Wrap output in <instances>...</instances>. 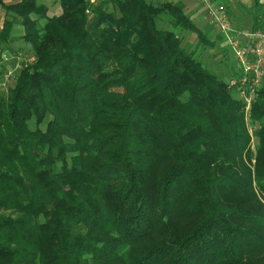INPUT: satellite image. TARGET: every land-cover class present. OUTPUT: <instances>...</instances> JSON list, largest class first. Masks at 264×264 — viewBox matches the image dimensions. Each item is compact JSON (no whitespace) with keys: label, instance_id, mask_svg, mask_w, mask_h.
<instances>
[{"label":"trees","instance_id":"trees-1","mask_svg":"<svg viewBox=\"0 0 264 264\" xmlns=\"http://www.w3.org/2000/svg\"><path fill=\"white\" fill-rule=\"evenodd\" d=\"M58 3L2 5L0 45L20 24L34 60L0 89V264H264V84L253 153L242 103L158 27L214 45L182 3Z\"/></svg>","mask_w":264,"mask_h":264},{"label":"built area","instance_id":"built-area-1","mask_svg":"<svg viewBox=\"0 0 264 264\" xmlns=\"http://www.w3.org/2000/svg\"><path fill=\"white\" fill-rule=\"evenodd\" d=\"M98 1L87 0L89 6L97 5ZM197 1L204 8L209 22L217 26L233 55L237 69L236 74L229 78L227 89L248 111L257 91L264 84V29L237 30L230 23L225 4L216 0ZM33 60V57L26 59L22 54L0 45V89L6 91L17 72Z\"/></svg>","mask_w":264,"mask_h":264},{"label":"rangeland","instance_id":"rangeland-1","mask_svg":"<svg viewBox=\"0 0 264 264\" xmlns=\"http://www.w3.org/2000/svg\"><path fill=\"white\" fill-rule=\"evenodd\" d=\"M39 4L43 3L42 0H36ZM147 2H151V0H146ZM164 1V0H160ZM229 10L231 11V23L234 27H240L241 29L246 30L245 27H247L248 23L251 22V20H254V16L257 18V13L255 12V2L254 0H225ZM57 0H55V3L57 4ZM159 3V2H158ZM201 5V4H200ZM58 7L60 9V5L58 3ZM53 8V9H52ZM49 10V16L52 15H57L55 11V6ZM57 8V7H56ZM203 8V7H202ZM61 10V9H60ZM190 17V16H189ZM190 19L193 21L194 24L198 28H201V24L195 22L192 17ZM255 22V21H254ZM212 24V23H211ZM213 25V24H212ZM215 29L218 32V28L216 25ZM158 27L163 29V30H171L174 31L177 35L181 36L182 39V45L187 49L191 50L192 48H195L194 55L195 59L201 63V65L210 73L214 74L217 76L220 80L225 81L226 84L229 80L234 75V71L237 69L236 62L234 61L233 55L230 51V49L227 47L226 43L223 41H219L220 36H216V40L213 42L214 45H202L198 43V40L195 38L194 35H191L189 32L183 31L181 29L174 30L172 29V26L165 25L162 23H158ZM264 28V26H262ZM208 38V37H207ZM21 42V48H20V54H22L26 59L33 57L34 58V52L29 44H27L24 40H20ZM210 42V41H209ZM11 43V42H10ZM10 43H8V47L10 46ZM198 43V44H197ZM18 45V47L20 46ZM11 48V47H9ZM14 50L13 51H18L17 46L12 47ZM12 51V49H11ZM25 63H23V66ZM231 69V70H230ZM19 72V71H18ZM15 75V77L12 79V81L8 84L7 88L8 90L14 86L16 83V80L18 78V73ZM230 72V75H229ZM233 96V95H232ZM234 97V96H233ZM235 98V97H234ZM257 98V97H256ZM255 98V100H256ZM255 100L252 102V104L255 102ZM252 104L250 105L249 110L247 111L245 109L244 104L243 105V116H244V122L247 127V131L250 136V150L255 153V144L256 140L254 137V131L255 128L251 126V107ZM29 127L31 129L34 128L33 123L31 122L29 124ZM252 163H254V160H252ZM253 165V164H252ZM257 195L259 196L258 198L264 205V197L261 196V194L256 190Z\"/></svg>","mask_w":264,"mask_h":264},{"label":"crops","instance_id":"crops-1","mask_svg":"<svg viewBox=\"0 0 264 264\" xmlns=\"http://www.w3.org/2000/svg\"><path fill=\"white\" fill-rule=\"evenodd\" d=\"M164 1H171L174 3H178V2L182 3L184 6L185 13L187 15H189L190 17H192L195 22L201 24V28H199V29L204 34L207 35V37H208V39H210V41H215L216 36H218V35L220 36L219 32L216 31L215 26L209 22L204 8H202V6L198 3L197 0H164ZM216 1L221 2V3L226 5L227 12L229 15V19L231 20L232 14H231V11L229 10V7H228L226 1L225 0H216ZM16 2H17V0H0V29L2 28L4 20H5V11L2 8V5H10V4H13ZM42 2L43 3H41V4L48 8V14H49V10L52 8V6L53 7L55 6V11H56L57 15L60 13V9L58 7V2L56 4L55 0H42ZM151 2L152 3H158V2L160 3L162 1L151 0ZM255 12L257 13L258 24L264 26V0H260V5L258 8H255ZM230 23H231V21H230ZM254 23L255 22L252 19L251 22L248 23L247 27H245L246 30L241 29L240 27H234L232 25V23H231V25L237 30L249 31V30H253L252 28L254 26ZM23 34H24L23 26L20 24H15L13 26V29L11 32L12 41H11L10 46H9V47H11V48H9L10 50L12 49V51H13L14 49L12 47L17 46L18 51H15V52H18V53L20 52V48L22 47L20 44L22 41L20 42L19 38H20V40H23L22 39ZM18 45H20V46L18 47ZM232 71L234 72V70H232ZM229 75H230V72H229Z\"/></svg>","mask_w":264,"mask_h":264}]
</instances>
